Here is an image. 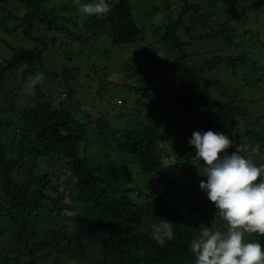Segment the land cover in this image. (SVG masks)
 <instances>
[{"label":"trees","instance_id":"obj_1","mask_svg":"<svg viewBox=\"0 0 264 264\" xmlns=\"http://www.w3.org/2000/svg\"><path fill=\"white\" fill-rule=\"evenodd\" d=\"M131 1L99 18L75 0H0V33L15 44L0 35V221L13 230L0 236V264H194L188 245L199 228L226 224L200 190L203 161L194 164L183 138L224 132L229 153L248 145L244 154L264 164V0H178L173 10L168 0H140L164 5L147 29ZM101 36L136 49L151 39L168 54L151 56L156 80L123 68L146 81L133 87L134 106L121 101L114 116L83 108L86 83L76 98L81 67L46 64L87 58ZM206 41L203 61L187 65L195 51L186 49ZM162 218L174 239L160 245L151 232ZM252 234L264 245V234Z\"/></svg>","mask_w":264,"mask_h":264},{"label":"clouds","instance_id":"obj_2","mask_svg":"<svg viewBox=\"0 0 264 264\" xmlns=\"http://www.w3.org/2000/svg\"><path fill=\"white\" fill-rule=\"evenodd\" d=\"M78 11L87 16L105 17L118 0H75ZM36 75L32 84L39 83ZM194 147L195 163L203 161L199 188L213 203L226 224L223 230L200 227L189 241L194 264H264V245L247 241L245 233L264 234V164L257 165L245 155L248 145L235 144L224 132L195 130L188 138ZM258 149L251 147V152ZM172 222L162 218L151 232L158 244L174 239Z\"/></svg>","mask_w":264,"mask_h":264},{"label":"rangeland","instance_id":"obj_3","mask_svg":"<svg viewBox=\"0 0 264 264\" xmlns=\"http://www.w3.org/2000/svg\"><path fill=\"white\" fill-rule=\"evenodd\" d=\"M168 2L169 6H167L170 10H173L174 6L178 4V0H168ZM131 3L135 5L134 14L136 20L139 23H144L146 25V29L152 22H159L162 18L158 17L159 10L155 9L157 8L164 10V5L161 1H159V3L156 2L155 5L150 4V8L148 6L146 7V5L142 6L140 0H138V2L132 0ZM204 7L205 4H202V8ZM150 31L151 28L147 31V36H150ZM0 35L2 37L7 38L10 43L12 42V44H14V41L10 39V37L1 33ZM211 45L212 42L209 41H206L204 45H199V43H193L191 47L186 49V52L188 54L191 53V50L195 52L187 57L185 63L187 65H190L202 62L206 55L205 48L203 46ZM135 46L136 45L112 46L108 45L107 42L102 38L101 40H99V43L93 47V50L91 49V53L88 52L89 49H86L88 55L86 54V52L84 53V57L86 56L87 58H76L74 59L73 63H67L65 59H61L60 57H50L46 59V64H48V66H53L55 68L60 69H65L66 67L71 65L73 66V68L77 69L81 67L82 69L78 71L79 74L77 75V79L74 81L75 86L72 87L74 90H76V94H74L76 98L78 99L83 97V91L85 89L86 83L90 88L86 91V97L83 108L87 110L88 113H91V111H88L89 108H91L92 110L94 105L96 107L101 106V109L104 111L105 114L109 116H114L119 113V109H122V107H124L122 106V104L120 105L121 101H123L125 104H128L127 107L134 106L135 100L139 97L135 95L133 87L143 89L146 81L140 80V84L139 82H136V78L127 77V72L123 68L135 66L140 67L141 72H143V74H153L155 76L154 80H156V74L160 73H157L153 70V67H157V65L152 60L151 56L153 54V58L155 60L162 56H168V54H163L165 52L163 46L152 43L151 39H148L146 42H143V44L137 49ZM159 46H161L162 48H160V50L158 51ZM0 53H4V50L2 48L0 49ZM3 56H5V54ZM143 59H145L146 61L145 65L142 64ZM70 62H72V59ZM103 67L105 69L100 70V68ZM162 69L163 67L159 70ZM219 73L222 74V72ZM130 77L136 76L131 75ZM122 83L125 84V86ZM139 102L140 108L146 110L149 104V97H147V95H144L139 99ZM151 109L153 108L151 107ZM92 112H94V110ZM92 117L95 118V115ZM188 138L189 136H185L183 138V141H185V152L190 156L195 151L191 148L192 146L189 145ZM12 232L13 230L9 228V224L7 222L0 221V236L2 238L11 237ZM252 237V233H245L244 235V239L247 241Z\"/></svg>","mask_w":264,"mask_h":264}]
</instances>
